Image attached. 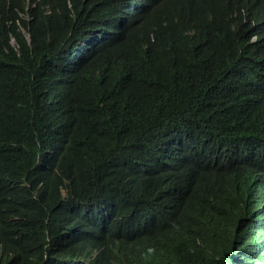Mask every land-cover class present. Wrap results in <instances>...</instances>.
I'll use <instances>...</instances> for the list:
<instances>
[{"label":"trees","instance_id":"obj_1","mask_svg":"<svg viewBox=\"0 0 264 264\" xmlns=\"http://www.w3.org/2000/svg\"><path fill=\"white\" fill-rule=\"evenodd\" d=\"M0 264H264V0H0Z\"/></svg>","mask_w":264,"mask_h":264}]
</instances>
